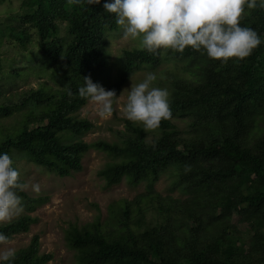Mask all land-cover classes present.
<instances>
[{
    "label": "trees",
    "instance_id": "trees-1",
    "mask_svg": "<svg viewBox=\"0 0 264 264\" xmlns=\"http://www.w3.org/2000/svg\"><path fill=\"white\" fill-rule=\"evenodd\" d=\"M104 2L21 0L16 24L0 27V44L5 37L14 41L37 75L53 67L66 78L61 90H29L15 109L0 105V119L26 106L29 110L14 136L0 132V152L11 158L23 155L66 178L82 169L89 150H96L112 158L97 173L105 186L123 179L131 186L144 183V191L131 201L113 202L104 221L65 229L64 241L74 252L75 264H264V7L257 0L258 6L240 20L261 39L242 59L221 63L191 47L160 49L157 54L142 47L124 50L117 78L100 83L115 94L143 65L153 68L168 59L183 63L191 77L170 82L173 118L162 119L153 132L125 120L118 142L86 143L80 138L92 124L78 112L89 99L77 89L83 77L102 74L105 36L118 27ZM31 51L36 54L33 61L27 58ZM164 174L179 197L155 191ZM18 194L30 209L40 201ZM34 222L22 215L0 224V232L11 238L27 233ZM51 259L40 253L39 236L33 235L16 250L11 264H47Z\"/></svg>",
    "mask_w": 264,
    "mask_h": 264
},
{
    "label": "rangeland",
    "instance_id": "rangeland-1",
    "mask_svg": "<svg viewBox=\"0 0 264 264\" xmlns=\"http://www.w3.org/2000/svg\"><path fill=\"white\" fill-rule=\"evenodd\" d=\"M20 1L5 0L0 4V27L16 24L13 18L20 11ZM31 47L30 45L29 48ZM140 47L139 38L133 40L130 37H124L120 26L115 31L108 32L102 46L106 67L101 75H96L91 80L99 84L114 81L124 65L123 51ZM18 50L14 41L6 37L2 39L0 44V105H9L14 109L20 105L25 93L29 90L42 87L53 91L61 90L66 82V78L64 80L53 67L46 68V75H37L31 68V64L26 65L25 55L27 53ZM35 57L36 54L33 51L28 53L29 60L33 61ZM183 66V63L174 59L164 60L153 68L143 65L131 75L127 83L116 94L117 97L114 98L112 106L113 111L110 114L99 115L98 105L88 100L79 110L78 117L88 120L92 124V129L80 139L86 143L97 140L118 142V132L124 130L125 120H128L123 108L131 83L140 82L145 73L152 72L156 76L153 86L166 88L170 93V82L174 78L189 79L191 77L189 70ZM50 73L52 77L49 76ZM27 114H29L28 106L14 111L9 117L0 119L1 134L5 137L14 136V131L18 129L21 120ZM176 124L179 130H185L183 122L176 121ZM141 126L143 127L142 124ZM145 131L146 133L153 132L152 130ZM150 138L149 135L148 140ZM12 160L14 167L19 170L20 180L28 185V188L22 192L33 201L40 199L41 202L33 204L32 209H30V204L22 202L23 212L19 216L28 215L35 222L30 225L27 233L14 235L7 243L0 244V250L6 247L16 250L24 248L33 235H38L40 253L50 254L52 257L47 264H75L74 252L67 248L64 241V231L70 224L81 226L95 219L104 221L108 215V208L113 202L131 201L145 189L144 183L131 186L124 179L113 186H105L104 180L97 173L111 162L112 158L96 150H89L82 158V169L66 178L58 177L34 165L23 155H16L12 157ZM33 183L39 184V193L31 190ZM154 189L162 197H179L180 195L179 191L174 189L168 174H164L159 179ZM4 223L7 222L0 224Z\"/></svg>",
    "mask_w": 264,
    "mask_h": 264
},
{
    "label": "clouds",
    "instance_id": "clouds-1",
    "mask_svg": "<svg viewBox=\"0 0 264 264\" xmlns=\"http://www.w3.org/2000/svg\"><path fill=\"white\" fill-rule=\"evenodd\" d=\"M79 4L81 0H70ZM88 5L99 4L100 0H85ZM258 6L257 0H105L103 8L115 14V23L122 35L133 40L139 38L140 46L152 54L160 49L183 51L185 47L203 49L207 56L227 62L230 58L242 59L249 56L261 39L250 27L241 26L246 10ZM264 7V0H259ZM156 76L145 73L138 83H131L124 104L125 117L140 122L145 130H155L161 120L172 119L169 106L170 93L166 88L153 86ZM77 94L98 105L101 116L113 111V90H106L90 77H83ZM68 95L72 96L71 90ZM28 188L20 180L14 161L6 152H0V223L11 221L23 212L22 197L18 194ZM31 190L39 193L38 183ZM9 237L0 232V244ZM16 249L0 250V264H11Z\"/></svg>",
    "mask_w": 264,
    "mask_h": 264
}]
</instances>
